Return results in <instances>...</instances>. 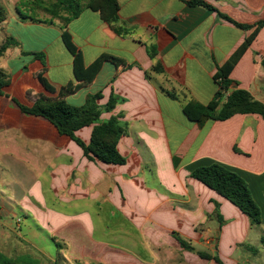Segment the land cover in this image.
Wrapping results in <instances>:
<instances>
[{
  "label": "crops",
  "instance_id": "1",
  "mask_svg": "<svg viewBox=\"0 0 264 264\" xmlns=\"http://www.w3.org/2000/svg\"><path fill=\"white\" fill-rule=\"evenodd\" d=\"M204 1L233 22L181 0H119L121 23L133 28L127 36L86 7L68 24L66 31L87 66L103 55L127 66L104 63L93 83L67 98L73 106H83L98 92L101 106L112 94L123 99L102 115L125 130L118 148L127 162L114 165L89 160L71 138L46 119L23 113L14 101L31 107L38 95L56 97L63 87L79 84L74 56L63 39L69 0H0L8 11L0 24V49L11 44L0 54V70L10 77L0 95L1 255L27 258L11 233L29 219L56 245L67 246L68 257L60 255L66 262L218 264L199 257L206 252L224 264H264V119L236 115L197 123L184 113L191 101H213L218 68L251 34L237 24L264 19V0ZM80 3L85 6L86 0ZM51 8L58 17L48 14ZM151 45L158 47L155 60L148 54ZM263 59L264 27L230 76L232 90H247L262 103ZM157 63L162 73L153 71ZM41 74L55 94L46 91ZM92 132L93 126L86 127L77 136L89 144ZM215 163L247 182L261 209L260 225H252L234 204L191 177L195 169ZM103 214L118 223L116 237L105 232L107 226L96 236ZM24 225L30 231L19 237L45 254L48 264H57L31 239L39 233ZM176 235L194 249H183Z\"/></svg>",
  "mask_w": 264,
  "mask_h": 264
},
{
  "label": "trees",
  "instance_id": "2",
  "mask_svg": "<svg viewBox=\"0 0 264 264\" xmlns=\"http://www.w3.org/2000/svg\"><path fill=\"white\" fill-rule=\"evenodd\" d=\"M82 0H69L65 4L66 10H70L68 17L62 18L65 32L63 39L69 52L74 56V73L78 85L69 84L63 87L56 97L47 95H38L34 98L31 107L23 106L14 100L23 113L42 117L53 124L60 134L71 138L84 151L85 157L91 161H100L106 164L124 165L127 159L120 153L118 145L125 134L123 126L116 120L103 121L102 115L110 113L123 102L119 96L112 94L105 106L99 105V101L103 99L102 92L89 95L83 106H73L67 102L70 95L75 94L83 86L90 85L99 75L104 63L110 62L114 65L126 68L123 60L113 56L103 55L90 66H87L82 53L73 44L69 33L66 31L68 24L72 19L79 16L83 8H89L100 14L101 19L111 26V28L121 36H127L133 28H128L121 23L120 20V4L119 0H86L85 6L81 5ZM190 7H204L210 11H216L219 15L233 22L229 17L220 13L213 5L204 0H181ZM56 9L51 8L48 12L52 17H58ZM8 18V11L0 2V24ZM245 31H251V34L245 39L240 48L231 56V58L221 67L218 68L214 79L219 86V90L208 105H203L197 101L189 102L184 108L187 118L193 122L201 123L207 119L215 121H226L236 115H259L264 119V103L256 100L254 96L247 90H232L234 81L230 78L232 71L239 63L245 52L256 40L260 30L264 27V19L254 25H240ZM11 46L10 42H6L0 49V54L4 53ZM148 54L152 60L158 56L157 45H151L147 48ZM264 68V59L262 60ZM156 73H162L163 67L157 63L153 67ZM39 79L50 94H55L56 90L46 82L42 77ZM10 84V77L4 71L0 70V95L5 94V88ZM93 126L91 141L85 143L77 136V132L83 128ZM191 177L202 182L211 190L217 192L237 208L243 214L248 216L252 225H260L262 223L261 209L255 202L249 185L237 173L225 168L220 164H212L195 169L191 173ZM217 218L220 227L224 225V220L219 212L217 204ZM181 247L185 250L192 251V245L182 237L176 235ZM199 257L208 261H215L218 264H224L217 255L213 256L206 252H199ZM0 264H42L40 260L34 257H27L23 260H13L0 254Z\"/></svg>",
  "mask_w": 264,
  "mask_h": 264
},
{
  "label": "rangeland",
  "instance_id": "3",
  "mask_svg": "<svg viewBox=\"0 0 264 264\" xmlns=\"http://www.w3.org/2000/svg\"><path fill=\"white\" fill-rule=\"evenodd\" d=\"M97 219H99V220H97V233H96L97 237H100V234L103 233V230L105 231V226L110 228V230H106L105 232L109 233L110 231H112V233L113 232L115 233L112 238L116 237V235L119 233V225H117L118 223L114 219H111L108 216V214L100 215V218H97ZM25 222H26L27 226H31V228L35 230V233L36 232L39 233V237L33 238L31 236V239H35V241H37L42 248L47 250L49 255L51 256V259L52 258L57 259V264H90L88 262H86V263L66 262L60 255L68 257L69 250L67 249V246H64V244L59 245V246L56 245L51 239H49L47 234L39 232L38 230H36L34 223L32 222V220H29V219L24 220L23 226H21V230L18 229L16 225H14L13 228L16 230V233L15 232L11 233L12 239L14 240L15 244L21 246L22 248H24L26 250V252H27L26 257L31 255L32 257L40 260L43 264L44 263L48 264V261H49V258L47 256H45V254L39 253L38 250H36L31 244H28L26 241H24L22 238L19 237V235L24 236V234H22V232L24 233L26 231H30V229L24 225ZM112 238H110V239H112ZM55 241H58L57 243H61L60 242L61 240L58 237ZM249 255L252 256V254H249ZM263 256H264V253H263ZM170 264H173V263H170Z\"/></svg>",
  "mask_w": 264,
  "mask_h": 264
}]
</instances>
